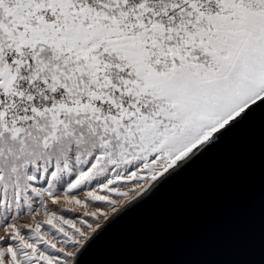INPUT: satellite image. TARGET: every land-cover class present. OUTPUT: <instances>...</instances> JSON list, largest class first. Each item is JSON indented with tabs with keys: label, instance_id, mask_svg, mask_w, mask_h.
<instances>
[{
	"label": "snow or ice",
	"instance_id": "obj_1",
	"mask_svg": "<svg viewBox=\"0 0 264 264\" xmlns=\"http://www.w3.org/2000/svg\"><path fill=\"white\" fill-rule=\"evenodd\" d=\"M257 110L264 0H0V264H79Z\"/></svg>",
	"mask_w": 264,
	"mask_h": 264
},
{
	"label": "water",
	"instance_id": "obj_2",
	"mask_svg": "<svg viewBox=\"0 0 264 264\" xmlns=\"http://www.w3.org/2000/svg\"><path fill=\"white\" fill-rule=\"evenodd\" d=\"M109 218L79 264H264V110Z\"/></svg>",
	"mask_w": 264,
	"mask_h": 264
},
{
	"label": "bare ground",
	"instance_id": "obj_3",
	"mask_svg": "<svg viewBox=\"0 0 264 264\" xmlns=\"http://www.w3.org/2000/svg\"><path fill=\"white\" fill-rule=\"evenodd\" d=\"M134 195H135V194H134ZM122 204H123V203H122ZM126 204L128 205L129 203L127 202ZM123 207H124V206H121V208H119V209L117 210V212L120 211ZM113 214H115V213L110 212L109 217H110L111 215H113ZM104 221H106V220L103 219L102 221H100V223L102 224Z\"/></svg>",
	"mask_w": 264,
	"mask_h": 264
},
{
	"label": "rangeland",
	"instance_id": "obj_4",
	"mask_svg": "<svg viewBox=\"0 0 264 264\" xmlns=\"http://www.w3.org/2000/svg\"><path fill=\"white\" fill-rule=\"evenodd\" d=\"M134 194L136 195V193H133V195H134ZM135 195H134V196H135ZM126 202H127V201L122 202V203L124 204V203H126ZM123 204H121V206H123ZM121 206H120V207H121ZM110 212H111V211H110ZM110 212H109V214H110ZM66 215H68V216H72L73 214L66 213ZM102 220H103V218L101 219V221H102ZM89 233H90V232H89ZM89 233H88V235H89Z\"/></svg>",
	"mask_w": 264,
	"mask_h": 264
}]
</instances>
